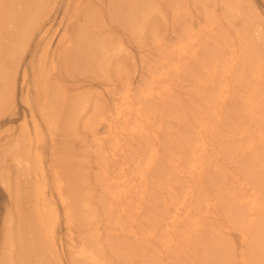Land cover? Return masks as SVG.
Masks as SVG:
<instances>
[{
  "label": "bare ground",
  "instance_id": "1",
  "mask_svg": "<svg viewBox=\"0 0 264 264\" xmlns=\"http://www.w3.org/2000/svg\"><path fill=\"white\" fill-rule=\"evenodd\" d=\"M61 1L0 0L1 114L16 100L22 61L32 49L36 58L22 66L32 126L25 114L12 150L28 171L30 238L16 243L8 217L0 264H29V250L34 264H264V54L255 37L212 10L169 46L149 24L156 0H67L57 21ZM119 28L133 37L150 30L156 40L161 57L138 85L123 75ZM100 79L115 86L113 103L85 87ZM83 119L95 159L65 173L55 142ZM43 128L51 134L47 165ZM10 146L0 148L8 190ZM94 164L103 234L100 220L86 228L91 204L73 177L86 181Z\"/></svg>",
  "mask_w": 264,
  "mask_h": 264
},
{
  "label": "rangeland",
  "instance_id": "2",
  "mask_svg": "<svg viewBox=\"0 0 264 264\" xmlns=\"http://www.w3.org/2000/svg\"><path fill=\"white\" fill-rule=\"evenodd\" d=\"M66 1L67 0H62L58 6L57 21H59L63 12L65 11ZM226 1L230 0H156L155 3L157 8L154 11L153 15H150L148 17L151 19L149 21V24H153V28L155 26H158L161 31V36L159 38L164 39V42L167 45L171 46L176 43L178 37L180 36L181 32L185 27L193 28L194 30L198 31L199 28L203 25L199 23V20L203 22L205 19L204 14H206L207 12L215 10L218 15L227 13L230 15L229 19L232 23L234 22L235 27L239 29L244 28L249 33H251L253 37H255L264 54V0H231L235 1L237 4V6L232 7H229ZM50 20L51 18L48 20V23L50 22ZM254 20H258V23L261 24V32L257 31ZM225 21L227 20L225 19ZM57 25L58 22L54 24L52 31ZM115 25L116 27L119 26L118 24ZM138 30L140 29H136V31L132 32V34L134 35L133 37L129 32H126L124 28H119L120 39L122 40L123 44H120V50H115L116 52H119L118 56L119 58L121 57L120 60H122L121 62L123 64V59L127 58L125 59L126 68L123 71V75L127 76L130 73L128 76L132 79L133 84L135 85H138V83L140 84L143 80V76H146L149 72V69L146 67H150L155 61L159 60V58L161 57L160 53L155 50L156 40L153 38L152 32H150V30H146L145 32H139ZM127 34L130 37H127ZM32 50L29 51L26 58L22 61L21 67L19 68V85L14 104L9 106L7 110L1 111L2 114L0 113V148L12 145V147L10 146L9 154L12 156L11 159L13 160L11 163L10 173V180L13 186L12 189L8 190L5 184L0 181V244L3 241L4 224L8 217H10L11 227L14 233L13 237L16 239V243L19 242V237H27L26 240L30 238L29 227L27 226V222L29 220L28 216L30 215L28 214L30 212V207L28 206V200L25 193L27 184L25 178L28 177V171L25 168V165H22L21 167L17 165V157L13 155L12 150H15L16 147V145L13 144V140L17 138L20 133L22 134L21 128L25 116H28L29 125L32 126L30 120V107L25 102L26 90L23 91V88L26 87L25 85L22 86V74L24 69L23 67L27 66L30 61L36 59L33 57V54H31L33 52ZM111 70H113V67H111ZM101 80L102 79L96 81V83L93 85H87L85 87L88 91L90 90L95 95L93 97L94 99L104 97L107 101L109 100V103H113L112 99H115L116 96L111 95L110 91L113 90L115 86L113 87L109 82L105 84V82H102ZM71 82L72 81H69L70 86ZM30 83L32 84H30V86L32 87L33 81H30ZM185 90L186 88L184 89V91ZM11 107H13L14 109H12ZM85 120L86 119H83L82 123L77 126L76 130L71 131V135L68 136L67 141H64L63 139H61V137H57V134L60 132L59 129H57L56 133L54 134V137H57V141L55 142L56 145L53 149L55 157L54 159L59 169L65 171V173L67 172L68 168H74L76 170V167L79 163L80 168L78 169L81 170L83 160L86 163V160L88 161L89 159H91L90 163H92L95 159L91 156L95 154V144L93 141L92 132L91 130L83 126ZM100 131H103V128H101ZM42 134L44 136V140L42 141V144H40L41 154L44 155V160L47 165L49 163L50 157L52 156V145L50 141L51 134L49 135V132L46 128H43ZM82 152L85 153L83 154ZM63 155H66L69 160L63 159ZM221 165L226 167L228 166V163L223 164L221 162ZM88 169H85L84 171H92V175L87 176L86 181L81 182L79 180L81 176L80 172L79 175L73 174V177H76L77 185L82 188V195L85 194V198L87 197L89 203L91 204L87 217L88 223H85L86 228H88L89 226L93 227L95 225L92 224L91 220H100L98 224H100L101 226H99L96 231L100 234H103L105 222H103V218L100 211L102 203L98 197L99 183L94 179V176L97 172L96 164L93 165V169ZM46 171L47 176H50L49 171ZM0 177H2L1 172ZM251 180L253 181L254 177H252ZM17 185L18 188H16ZM59 231L61 236L63 237V240L66 241V227L62 217ZM232 237L237 243V245L240 247L242 244L239 232L234 231ZM64 249H66V247ZM64 252L66 253V251ZM64 257H66V255ZM23 258H26L29 264H34L33 253H31L30 250L26 252V256H24ZM120 263L121 262H119L118 264ZM121 264L139 263L135 261H130V263L122 262Z\"/></svg>",
  "mask_w": 264,
  "mask_h": 264
}]
</instances>
